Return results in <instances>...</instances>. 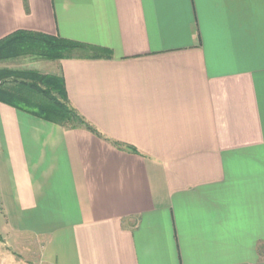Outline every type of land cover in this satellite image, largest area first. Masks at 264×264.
<instances>
[{"label":"crops","instance_id":"obj_1","mask_svg":"<svg viewBox=\"0 0 264 264\" xmlns=\"http://www.w3.org/2000/svg\"><path fill=\"white\" fill-rule=\"evenodd\" d=\"M18 29L104 48L49 73L106 138L0 101V264H264V0H0Z\"/></svg>","mask_w":264,"mask_h":264},{"label":"trees","instance_id":"obj_2","mask_svg":"<svg viewBox=\"0 0 264 264\" xmlns=\"http://www.w3.org/2000/svg\"><path fill=\"white\" fill-rule=\"evenodd\" d=\"M80 49L104 48L60 35L18 29L0 39V61L20 56L58 60ZM0 101L64 127H84L106 138L71 104L62 74L29 68L2 67L0 68ZM110 141L121 147L119 142ZM128 148L136 151L134 147Z\"/></svg>","mask_w":264,"mask_h":264},{"label":"rangeland","instance_id":"obj_3","mask_svg":"<svg viewBox=\"0 0 264 264\" xmlns=\"http://www.w3.org/2000/svg\"><path fill=\"white\" fill-rule=\"evenodd\" d=\"M55 66L53 60H46L37 56H20L0 61V68L8 67L13 69H37L41 72H52Z\"/></svg>","mask_w":264,"mask_h":264}]
</instances>
